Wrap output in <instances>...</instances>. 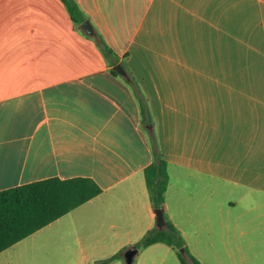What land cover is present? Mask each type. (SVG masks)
Masks as SVG:
<instances>
[{"label": "crops", "instance_id": "obj_1", "mask_svg": "<svg viewBox=\"0 0 264 264\" xmlns=\"http://www.w3.org/2000/svg\"><path fill=\"white\" fill-rule=\"evenodd\" d=\"M75 1L126 69L111 71L62 0H0V190L91 178L101 192L75 209L105 240L79 250L124 257L156 219L150 131L167 162L162 210L189 253L218 241L246 264L253 238L264 264V0ZM28 237L0 264H18Z\"/></svg>", "mask_w": 264, "mask_h": 264}, {"label": "trees", "instance_id": "obj_2", "mask_svg": "<svg viewBox=\"0 0 264 264\" xmlns=\"http://www.w3.org/2000/svg\"><path fill=\"white\" fill-rule=\"evenodd\" d=\"M62 1L76 24L86 19L75 0ZM90 36L111 66L112 72H117L114 67L118 64L126 69L124 61H119V57L99 33L94 32ZM140 106L142 123L147 125L149 122L147 111L142 102ZM148 134L152 161L143 170V174L152 206L162 208L169 180L167 162L158 147L156 135ZM100 192L98 185L88 177L67 179L49 177L0 190V252L49 225ZM163 215L164 227L147 230L140 239V246L144 248L154 243H164L176 250L180 264H201L189 253L179 229L164 212ZM120 257V254L115 253L100 264H109Z\"/></svg>", "mask_w": 264, "mask_h": 264}, {"label": "rangeland", "instance_id": "obj_3", "mask_svg": "<svg viewBox=\"0 0 264 264\" xmlns=\"http://www.w3.org/2000/svg\"><path fill=\"white\" fill-rule=\"evenodd\" d=\"M149 133L151 134L150 131ZM98 206L100 204L96 202L91 210H95ZM87 207L81 206L73 209L60 219L30 235L23 244L26 245L25 251L17 252L19 255L18 264H100L103 260L108 259L112 255L111 250L113 249L111 248L97 247L94 251L89 252L88 250L94 249L89 246L85 252L79 250L78 240L83 244L94 242V245H97V241L105 240L100 239L99 235L94 238L86 236V231L95 226L93 221H87L84 218L89 216L84 212ZM93 213H95L93 216L102 215L96 211ZM156 223L155 219L152 228H155ZM76 233L79 234V239L75 238ZM140 239L139 237L133 239L130 245V247L138 249L131 264H180L176 250L164 243L145 249L140 246ZM252 239H244L243 242L244 254L247 258L246 264H253V244L247 246ZM193 256L201 258L204 264H240L234 248L225 250L218 241L209 250H204L203 253ZM112 264H127V262L121 256L120 260L116 259Z\"/></svg>", "mask_w": 264, "mask_h": 264}, {"label": "water", "instance_id": "obj_4", "mask_svg": "<svg viewBox=\"0 0 264 264\" xmlns=\"http://www.w3.org/2000/svg\"><path fill=\"white\" fill-rule=\"evenodd\" d=\"M80 27L83 29V31L89 35L93 34V28L89 21L85 20L81 23ZM115 70L121 71L120 65H116ZM155 216H156V222L159 226V228H163L164 225V215L162 208H155ZM137 252L136 247H129L125 253H124V259L126 260L127 264H131L133 257L135 253Z\"/></svg>", "mask_w": 264, "mask_h": 264}]
</instances>
